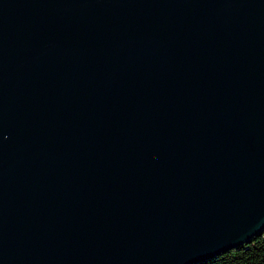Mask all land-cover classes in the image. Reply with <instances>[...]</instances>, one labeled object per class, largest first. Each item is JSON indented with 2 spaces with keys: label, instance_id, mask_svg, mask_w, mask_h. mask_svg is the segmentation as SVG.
Segmentation results:
<instances>
[{
  "label": "water",
  "instance_id": "obj_1",
  "mask_svg": "<svg viewBox=\"0 0 264 264\" xmlns=\"http://www.w3.org/2000/svg\"><path fill=\"white\" fill-rule=\"evenodd\" d=\"M264 228V0H0V264H190Z\"/></svg>",
  "mask_w": 264,
  "mask_h": 264
},
{
  "label": "trees",
  "instance_id": "obj_2",
  "mask_svg": "<svg viewBox=\"0 0 264 264\" xmlns=\"http://www.w3.org/2000/svg\"><path fill=\"white\" fill-rule=\"evenodd\" d=\"M190 264H264V228L244 243Z\"/></svg>",
  "mask_w": 264,
  "mask_h": 264
}]
</instances>
